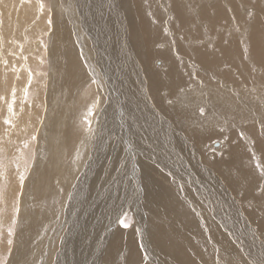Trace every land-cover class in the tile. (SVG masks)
Returning <instances> with one entry per match:
<instances>
[{"label":"bare ground","instance_id":"6f19581e","mask_svg":"<svg viewBox=\"0 0 264 264\" xmlns=\"http://www.w3.org/2000/svg\"><path fill=\"white\" fill-rule=\"evenodd\" d=\"M51 1L50 11L39 10V13L34 9L36 11L35 15L42 12L40 16H45V20L48 17V21H51V23L44 26L45 22L43 24V21H40L41 24L36 25L35 31L32 27L26 35H23V38H28L29 34L33 36L35 33H45L48 29L49 31L52 30L48 39V42H50L48 48L45 47L50 59L48 92L51 94H48L50 104L43 123L42 119L46 109L42 95L35 99V102L40 105L31 109L35 110L37 115L32 117L26 114L27 116L23 117L24 120H21L23 125H27L29 131L31 126L35 127L34 135L37 138V146H40L38 151L41 155L38 153L36 155L37 161H35V169H32L31 175L32 182L25 184L26 193L31 194V199L28 202L29 195H24L22 203L18 207L20 220L16 234L19 249H15L16 252L14 250L11 262L9 261L10 264L24 263L27 258L23 259L26 249L32 243L34 235L43 226L42 218L47 216L48 219L55 220L57 217L59 219L64 215L61 210L64 211L65 206L61 204L65 195L62 196V192L57 191L55 182L62 184L63 181L65 182L70 178V175L64 174L66 173L64 168L71 157L78 160L73 161L72 159L70 166L79 161L81 150L77 149V144L81 138L85 139L89 133H84V129L88 126L84 121L85 118L92 117L90 115L94 110L95 101L99 99L100 107L98 111L96 110L97 115L90 120L94 122V119H96L94 125L100 123V120L104 118L102 114L104 112L108 113L112 110V112L120 113L121 109L119 107H114L116 109L110 108V110H108V106L104 107L105 101H107L105 100L107 96L105 89L109 88L113 90V93L115 91L118 93L117 89L121 86L120 82L123 84L121 72L127 69L130 61L133 64L131 67L135 68L137 72H142L141 78L137 75L136 77L140 79L139 87L143 91L145 90L146 94L148 93L151 102L156 107L155 109L159 112L155 115V118L167 120L171 123V126L173 125V135L176 136L174 142L176 144L170 146L168 153L174 159L189 156L192 166L191 169H185L189 173L187 175L190 176V180H187L190 183L189 186L193 187V184L198 182L200 185L198 194L200 195L201 192L204 197L205 195H208V197L213 195L214 202L217 200L219 204H213L208 198V202L206 201L208 204H204L209 210L205 206H196L195 197L192 196V193H188L186 181L181 178L176 181V177L173 175L174 172H171L170 167L165 168L163 174L150 162L153 154H144L145 162L148 158L146 164L151 168L149 175L143 174L147 183L151 185L148 192L142 189L143 196L148 201V204H144V206L150 205L154 219H151V225H146L143 242L140 240V234L130 227L127 219L123 220L127 225L126 227L120 224L117 229L109 233V238L107 236V238H101L102 241L98 240L97 233L102 229L101 226L99 229L97 228L98 221L87 220L86 225L84 223L85 230L89 232L97 231L90 240L93 246L92 252L87 254L85 248L81 250V244H76L78 240L82 242V238L74 241L71 245H66L63 242L62 251L59 255L62 258L60 261L66 260L65 264H259L261 259L259 258L260 250L257 249V244H260L261 236H264V195H262V192H264V139L261 138L264 134L260 135L259 132L258 135L257 132L259 127L262 125L264 127V108H262V106L264 107V99H261L264 95V89L261 88L264 68L260 66V61L264 59V12L260 11L261 8H264L262 0H209L201 4L200 7H197L196 0H161V2L160 0H119L117 7L121 8V15L124 16L121 19L123 22L121 32L125 36L121 38L123 41L120 40L117 49L113 47L112 40L114 27H106L108 16L105 17L107 18L106 22L101 23L99 26L101 27L100 30L103 27L104 31L102 30V32L106 35L97 34L93 31L90 22L88 24L85 20V23L81 24L79 22L80 18H73L76 13L73 9H69L71 8V0H67V3L64 2L65 4L63 3L60 7L57 0ZM77 1L79 3L77 7L81 9V3L85 1ZM106 1L107 6L113 7L116 5V1L105 0V3ZM160 3L164 9L169 10L168 14H165V11L163 13V8L161 10H158L159 6L156 8L157 4ZM5 5L2 7H5ZM101 5L102 3L96 7L99 8ZM38 6L37 8H39ZM93 7L94 5L91 9ZM88 9L89 12L88 14L86 12L85 16L90 17L92 10L90 7ZM25 13H28L26 19L32 21L29 17L30 11H25ZM113 13L115 14V12ZM170 14L172 20L168 19ZM19 16L21 17L18 22L19 27L30 22L26 21L20 13ZM232 19L236 22V26L241 25L243 30L241 36L248 37L247 51L248 55L251 56L249 57L251 61L244 60L242 45L237 39L234 38L229 45L224 40V30L233 28L232 22L234 21ZM170 20L169 27H173V31L179 32L176 33L177 38L173 39V45L169 44L170 35L164 30V26L167 27ZM175 22L177 27H174ZM195 24H197V27H195ZM95 25H98V23L96 22ZM10 27H12L11 22ZM218 27L222 29L217 32L216 28ZM19 31L14 35L18 36ZM228 33L231 34V30H228ZM115 34L117 36V32ZM10 35L8 29H3L0 34L5 40V45H2V48H4V50L2 49L3 53L0 54V76L1 73H7L6 84L10 86V88L6 87V90L4 89L2 96L6 97L9 103L12 98L15 99L14 103L12 101L13 112L11 116H19V113L22 116L24 110L19 107L22 105L24 92H20L21 87L17 85L19 88L14 91L15 95L13 96V90L11 89L16 75L15 69L21 66V62L19 59H14L16 58L14 57L15 50L10 52L8 50L6 41L12 40L9 37ZM103 36L107 41L111 40L110 44L107 43V47L103 44ZM91 37L93 38L92 41L96 42L98 49L104 53L112 54L109 57L118 60L121 59L119 54L123 53V56H120L123 60L124 58L128 60V64H125L124 69L116 75L115 81L113 79L112 82L109 76L108 79L111 80V83H101V87L96 86L93 82L92 79L96 80L99 75L94 72L95 68L90 64L91 60L88 61L90 52L86 47V43L91 40ZM213 43L216 44V48H212L215 45ZM12 46L14 47L13 42H11ZM243 47L245 50V46ZM35 50H33V53H35ZM39 52H42V55ZM37 53L39 54L35 56L38 57L46 55L42 49ZM158 59L162 61L163 67H156L155 64ZM16 61L17 63L13 64ZM41 63L42 60L40 63L37 61L31 62L33 64L32 76L34 79L31 82L32 89L41 83L40 79H35ZM97 63L99 62L97 61ZM99 65L102 64L99 63ZM119 66H122V63ZM253 69L256 71H253ZM42 72L45 74L44 71ZM23 76L25 77L26 74ZM133 82L139 84V80L136 81V78ZM125 86H121V88ZM253 86L254 88H260V90L254 89ZM28 89L31 90L30 87ZM125 90H128V88ZM36 91L44 93L41 84L38 85ZM102 92L103 97H101ZM109 93L111 94V92ZM177 95L183 97L186 103H176ZM169 101L173 102L170 103ZM247 104L254 106L250 112H246L244 108V106H248ZM137 105L140 106V104ZM200 107L204 108L203 116L199 114L198 109ZM215 109L226 114L222 116ZM28 110L29 107L26 111ZM1 111L0 124H5L4 120L7 119V114ZM130 113L132 114V110ZM218 114L219 117H217ZM21 116L19 117L22 118ZM129 120L134 121L135 128L140 129L141 118H137L132 114L129 116ZM126 125V122H122L125 135L129 136L130 132L133 135V130H130L127 134ZM16 126H14L15 129ZM7 127L5 132L0 126L1 133L11 134L12 129L8 130ZM229 127L233 131L224 134L230 130H228ZM233 128L239 129L238 132ZM24 130L22 126V131ZM111 132L108 133V136ZM20 133L14 132L11 135L14 137L18 134V137H21L22 134ZM11 135L10 137H12ZM215 137L222 139L223 143H220L222 150L219 151V155H212L206 149L214 142ZM81 144V147H83L84 144ZM127 144H129L128 140ZM14 145L12 144L11 147ZM123 153L125 152L123 151ZM11 154H13V151ZM154 155L157 159H160L157 156L158 154ZM121 156L119 154V157ZM96 163L97 161L94 158V164L96 165ZM87 179L89 180V178ZM101 179H104L102 180L103 184L107 183L104 177H101ZM158 181L161 183H158ZM224 190H228L229 194ZM126 201L127 199H125ZM201 203L203 202L201 201ZM210 204L213 205L212 209ZM72 208L74 207L68 209L69 218L71 217L70 213H73ZM65 213L67 215L68 211ZM7 221L4 222L3 219L4 223L0 225L2 232L4 226L9 227L6 225ZM72 227L71 225L68 234L71 233ZM252 228L255 230L252 231ZM5 230L4 232H6ZM147 231L149 234L146 238ZM146 242H148L150 249L146 246ZM33 249H31V252Z\"/></svg>","mask_w":264,"mask_h":264},{"label":"rangeland","instance_id":"374dc122","mask_svg":"<svg viewBox=\"0 0 264 264\" xmlns=\"http://www.w3.org/2000/svg\"><path fill=\"white\" fill-rule=\"evenodd\" d=\"M3 1L6 2V5H5V2L3 3ZM83 1H85V2L81 3V9H80V7L78 9V7H77L79 5L78 1L77 0H71V6H70L71 8H69V7L68 8L73 9L75 11L76 17L74 16L73 18H76V19L80 18L79 22L81 24L85 23V20H87L88 24H89V22L91 23V25L93 27V31L97 32V34H100V33L103 34V32H102L103 27L100 30L101 27H99V26L101 23L106 22L105 20H107V18H105V17L108 16L109 17L107 20L108 25L106 27H108V26L114 27L113 28L114 31L112 33V40H113V47L117 49L120 40L123 41L121 38H123V36H125V34L123 32H121V28L123 26V22L121 21V19H123L124 16L121 15L122 14L121 8L117 7V5H119V2H118L119 0H112L113 2L116 1L115 2L116 5L113 7L107 6V1L105 3V0H95V1L94 0H83ZM100 1H102V2H100ZM196 1H197V7L198 6L200 7L201 4L206 3L209 0H196ZM39 2H40V0H0V11H1V13H0V34H1L3 29L9 30V32L11 34L9 37L12 40L6 41V45L8 47L9 52L11 50H15L17 52V53L15 52V54H14V57H16L14 59H19L21 62L20 67H18L17 69L14 68L16 75H15L14 83H13L11 89L16 91L19 88L17 85H20V87H21L20 92L23 91L24 93H23L22 105L20 104L21 107H19V108H23L24 113L26 112L25 114L23 113V115L21 116L19 111H17L19 113V116H21L22 118H20L19 116H11L13 110L9 111L8 105L9 104L12 105L13 104L12 101L15 99L12 98L11 99L12 101H10V103H9V100H7L6 97L2 96L4 94L3 93L4 89L6 90V87L10 88V86H7L6 79H5V78H7L8 74L7 73H5V74L1 73L2 77L0 76V79H1L0 80L1 81L0 82V93H1L0 94V109L2 111L1 110L0 111L2 113L5 112V114H7V119L11 120L12 124H6L5 125V124L1 123L0 126L2 127V129H4L5 132H6V127L8 126L7 127L8 130L12 129L10 131L11 134H14V132H21L20 134H22L21 137H18V134L13 137V135H11V134L6 135L5 133H1V130H0V196H3V200L0 201V225H1V223H4L5 221L8 220L6 222L7 223L6 225L9 226L10 224H12V227L14 228V234L12 236L8 235V227L4 226L3 232L0 230V235H1L0 236V263L1 264H10L14 250L19 249V243L17 242V234H16L17 230H18V223L20 220V213H19L18 207L22 203V197L24 195H29L26 193L27 190L25 189V184L32 182V176L31 175H32V169H35V164H36L35 161H37L36 155H37V153L39 155H41L38 151L40 146H37L38 145L37 138L34 135L35 127L31 126V130L29 131L27 129V125L26 126L23 125V122H21V120H24L23 117L27 116V115L28 116L31 115L32 117L37 115L36 111L31 110V109L34 106L40 105L39 103L35 102V99H37L40 95H42L44 98V106L46 109L44 111V117L42 119V123H43V120L45 119V113L47 112L49 104H50L49 97H48V94H51L50 92H48V83L50 82V80H49V78H50L49 77L50 76V59H49V54H47V50L45 49V47L48 48V44L50 43V42H48L49 41L48 39L50 37V32H52V30L49 31V29H48V30H46L45 33L44 32L38 33V34L35 33V34H33V36L29 34L28 38H25V37L23 38V35L24 34L26 35L28 33L29 29H31L32 27H33V30L35 31L36 25L38 26L41 24V23H39L40 21L41 22L43 21L42 22L43 24L45 22L44 26L49 24L48 23L49 18L47 17V20H45V18H44L45 16H40L42 14V12H41V14H39L40 11H39V8H37V6L39 5ZM51 2H52L51 0H42L43 8H44L43 10L50 11L49 9H50ZM64 2L67 3V0L66 1L65 0H57L59 7ZM160 2H161V0H160ZM262 2H263V6H264V0H262ZM85 3H86V6H85ZM101 3H102V5L99 8H97L96 6L98 4H101ZM4 5H5V7H2ZM93 5H94L93 9H91V7ZM89 7L92 10V14L90 15V17L85 16L86 12H87V14L89 12V9H88ZM157 7H158V10H161L163 8V5L160 3L159 5L157 4L156 8ZM34 9L36 11H38L39 13H36V15H35L34 13L36 11H34ZM76 10H77V12H76ZM162 10H163V13L165 11V14H168L169 10L164 9V8ZM25 11H30L29 17L32 21L26 19V17H27L26 15L28 13H25ZM113 12H115V14ZM19 13L21 14V16H23V18L26 19V21H30L29 23L27 22V25L23 24L20 27L18 26V22L20 21V18H21L19 16ZM44 14L46 15L47 13H44ZM95 14H96V16H94ZM34 15H35V17H34ZM72 16H73V14H72ZM82 16H84L85 18L83 17V19H82ZM166 19H167V17L165 18V21H166ZM168 19L172 20L171 14H170V18H168ZM171 20H170L167 27L164 26V30H165V32H168L170 35L169 44L173 45L172 44L174 42L173 39L175 40L177 38L176 33H179V32L173 31V27L172 28L169 27ZM232 21H234V20L232 19ZM10 22H11L12 27H10ZM96 22L98 23V25H95ZM118 22L119 23L121 22V23L119 24ZM232 23H233L232 29H225L224 30V32H225L224 40H226L225 41L226 44L229 45L230 42H232L234 38L237 39L238 42L242 45V53H243L244 60L245 61L250 60L249 57H251V56L248 55V51H247L248 37L245 38L244 36H241L243 30H242V27L240 24H238L236 26L235 21ZM126 26L128 27L127 23H126ZM174 27H177L176 22H175ZM195 27H197V24H195ZM216 29L218 32V31H221L222 28L218 27ZM228 30H231L232 33L229 34ZM234 30H236V31H234ZM18 31H19V35H18L19 37L15 36L16 35L15 33ZM20 32H21V34H20ZM116 32H117V36L115 34ZM46 34H48V35L45 36ZM228 34H229V36L227 37ZM103 35H106V34L104 33ZM84 36H85V34H84ZM92 37L94 38V36H92ZM92 37L90 38L91 40H89V42L86 43V47H87L88 51L90 52V55L88 57V61L91 60L90 64L92 66H94V68H95L94 72H96V74L99 75V77L96 78V80H94V79H92V80L96 86L101 87V85H100L101 83H105V82L111 83V80L108 79L109 76L111 77L110 79H112V82H113V79L115 81V79L117 78L116 75L124 69V65L128 64V60L126 58H124V60H123V58H122L123 53L119 54V57L121 59H118V60H117V58L113 59L112 57H109V55L111 53L107 54V53H104L103 51H101L100 49H98V47L96 46V42L92 41V39H93ZM104 37L105 36H103V40H104L103 44L105 47H107L108 44L111 43V40L107 41L106 38H104ZM0 39H2V40H0L2 42V43L0 42V54H1V53H3V50H4V48H2V45H5L4 44L5 40L2 37ZM107 39H108V36H107ZM242 41H244V43H242ZM11 42L14 43V47L13 46L11 47ZM213 44H215V43H213ZM243 46H245V48H246L245 50H244ZM40 48L46 54L43 57L42 56H39V57L35 56L36 54H39V53H41V55H42V52L37 53L38 51L41 50ZM212 48H216V44L213 45ZM33 50H35V53H33ZM99 50H100V52H99ZM31 53H33L32 56H30ZM120 55H122V56H120ZM102 56H104V57H102ZM108 58H109V60H108ZM40 59L42 60V63L39 66L40 69L37 71V77L35 79H37V80L40 79V82H41L40 84L44 88V93H38V91H40V90L36 91L38 85H40V84H37L36 87L34 86L36 89L34 87H33V89L31 88V82L33 79V76H32L33 64H31V62L34 63L37 61L38 63H40L41 62ZM97 61L102 65H99V63H97ZM16 63H17V61L13 64H16ZM121 63H122V66H119ZM129 64L130 65H128L127 69L121 72L122 77H123V80H122L123 84H121V82H120V85L121 86L126 85V86L122 87V88L120 86V88L117 89L118 93H116V91H115V93H113V90H110L109 88L105 89L106 90L105 93L107 95L105 100H107V101H105L104 107L108 106V110H110V108H114V107L118 108L119 107L121 109L120 113H116L115 111L112 112V110L109 111L108 113L104 112V113H102L104 118H102V120H100V123H96L94 125V123L96 122L95 121L96 119H94V122H91L90 120H92L93 117H95V115H97V111L100 107L99 101H98L99 99L96 100V98H95V100L97 101V102L95 101V106H97V107L94 106V110L92 111V113L90 115L92 117L87 119L89 122H91L90 123L91 124V131L88 130L87 125H86L87 127L84 129V131H85L84 133L87 134L89 132L90 134L89 133L87 135L85 134L86 135L85 139L81 138L79 143L77 144L78 145L77 149L79 148V151L81 150L80 151L81 155H80L79 161H78V163L76 162V164H73L72 166H70L72 159H73V161L78 160V159H74L73 157H71L67 161V165L65 166L66 169L64 168V171L66 170V173H64V174L70 175L69 176L70 178L65 180V182L64 181L62 182L63 186L61 183L55 182L56 183L55 187H56L57 191L59 190L60 192H62L61 193L62 196L65 195L63 197L65 201L63 200V202L61 204V205L65 206L64 211L61 210V212L64 213L65 216L62 215V218L60 217L59 219L57 217L56 218L57 221H56V219L55 220L48 219L49 217H47V216L42 218L43 226L41 227L40 231L34 235V238L32 239V243L28 246L30 248V250H29V248L26 249L27 252L25 251L23 259H25L26 257L27 258H26V260H24L23 264H45V259H46V264H58L59 262L61 264H65L66 260L63 259L62 261H60L62 258L59 256L61 254L60 252L62 251L61 249H62L63 242L66 245H71L72 243H74V241L81 239V238L83 239V241L80 242L78 240L76 242V244H81V250L83 248H85V250L87 251V254H90L93 250V246L91 245L90 240L97 233V231L89 232V231L85 230V228H86L85 225H86L87 220L98 221V223L96 224V226L98 225L97 228L99 229L100 226L102 228L101 230H99V233H97L98 234V240L102 241L101 238H104V237L109 238V233L111 231L113 232V230H115L119 227L120 223L118 222V220L127 219L130 227H132L135 230V232H138L140 234L139 235L140 240H141V242H143V240L145 238L143 235H145L146 225H151V222H152L151 219H154L152 217V209H150V205L144 206V204H148V201L145 200V196H143L144 192L142 189H144L146 192H148V190L151 189V185H149L147 183L146 177L144 176V175H149V171H151L150 166H148L146 164V162H148V158H146V162H145L144 154H148V153L153 154V157H152L153 160L151 159L150 162L152 164H154L160 171H162L163 174L165 172V168L170 167L171 172H174L173 175L176 177L175 178L176 181L178 180V178L185 180L186 183L188 184V187H187L188 193H192V196L195 197L196 206L199 205V206H205L206 207L205 204H208L207 203L208 198L211 200V202L213 204H217V203L219 204V202H217V200H215V202H214V197H212L213 195H211L210 197H208V195H205V197H204L201 194V192H200V195L198 194V191H200V189H199L200 185L198 182L194 183L193 187L189 186L190 183L187 180H190V176L187 175L189 173H187V170H185V169H187V168L191 169V166H192L191 165V158L189 156H181L180 158L174 159L173 156L170 153H168L170 146L171 145L174 146L176 144V142H174L176 136L173 135L174 134L173 125L171 126V123L167 122V120L164 121V120H159V118H155V115H157V113H159L158 110L155 109L156 107L151 102V100L148 96V93L146 94V91L145 90L143 91V89H141V87H139L140 79H138L137 77L139 76V78H141L142 72L141 71L137 72L135 70V68L131 67L133 65L131 61L129 62ZM155 65H156V67H158V66L161 67L162 61L160 59H158L156 61ZM117 68H118V70H116ZM42 71H44L45 74H43ZM105 72H106V74H105ZM24 74H26L25 77L23 76ZM136 75H137V77H136ZM29 76H30V80H29ZM90 78H91V76H90ZM135 78H136V81L139 80L138 85H137V82L136 83L133 82V81H135ZM131 83H133L132 86H131ZM130 86H131V88H130ZM29 87L31 90L28 89ZM135 87H136V89H135ZM124 88L125 89L128 88L129 91L125 90ZM253 88H254V86H253ZM254 89L260 90V88H256V87ZM256 90H255V92H256ZM30 92H31V95H30ZM32 92H34V93H32ZM109 92H111V94ZM35 93H36V95H35ZM123 93H125V94H123ZM124 95H127L128 97L127 96L125 97ZM103 96H104V94L102 92L101 97H103ZM259 97H260V95H259ZM7 103H9V104H7ZM137 104H140V106ZM146 104H148V105H146ZM25 105H26V107H25ZM113 105H116V106H113ZM247 105L248 106H244V108H245L246 112H250L251 109L254 108V106L249 105V104H247ZM137 106H139V107H137ZM151 106H153L154 108ZM27 107H29L28 111H26ZM116 108H114V109H116ZM258 108H259V106H258ZM262 108H264V107L262 106ZM262 108H261V110H262ZM131 110H132L133 115H135L137 118L142 119L141 123L139 125L140 129L135 128L136 124L134 123V121L129 120V116L132 115L130 113ZM216 111H218V110H216ZM219 114H222V116H223L226 113L225 112H222V113L219 112ZM219 114L217 115V117L220 116ZM124 119H126L127 121ZM17 120H19V121L16 122ZM122 122H126V124H127L126 125V128L128 129L127 134H129L130 130H133V132H134L133 135L131 132H130L131 135L129 134V136L125 135V132H124L125 128L122 127ZM152 122H153V124H152ZM158 123H159V125H158ZM11 125H13V126H11ZM15 125H17L16 129L14 127ZM22 126L25 129L24 131H22ZM261 127H262V129H260ZM261 127H259V131H257L258 135H259V132H260V135L264 134L263 133L264 132L263 125ZM229 129H230V127L228 128V130ZM13 130H15V131H13ZM234 130L238 132L239 129L235 128ZM110 131H112V132L108 136V133ZM232 131L233 130L230 129L228 132H225L224 134L231 133ZM114 132H116L117 134ZM104 133H105V135H104ZM10 135L12 137H10ZM165 135H167L168 138L165 139V137H167ZM33 136H35V139H32ZM263 136L264 135L261 136L262 139H264ZM171 137H172V139H171ZM18 138H20V139H18ZM89 138L92 140V142ZM214 139H215L214 142L210 146L206 147V149H208L212 155H216L219 153V151L221 152V150H222V145L220 144V143H222V139L217 138V137H215ZM114 140H115L116 145L114 144ZM127 140L129 141V144H127ZM16 142H17V145H16ZM86 142H87V144H86ZM170 142H172V143H170ZM3 143H4V145H3ZM14 143H15V145H14ZM81 143H83L85 146L83 145V147H81V145H82ZM167 143L169 144V146ZM12 144L14 146L11 147ZM19 144H21V145H19ZM121 144H122V146H120ZM25 145H27V146H25ZM118 145H119V147H118ZM5 146H6V148H5ZM80 147H81V149H80ZM13 148H15V149H13ZM24 149L27 151H25ZM6 150H7V152H6ZM12 151H13V154H11ZM72 151H74V150H72ZM121 151L122 152L124 151L125 153L122 154ZM119 154H120V156L121 155L122 156L119 157ZM154 154H158L157 156H159L160 159H157ZM2 156H3V158H2ZM118 157L121 159L119 160ZM94 158L97 161L96 165L94 164ZM157 162H159V163H157ZM68 165H69V167H67ZM159 166H161V167H159ZM178 166L181 169H177V168H179ZM174 169H175V171H174ZM21 175H23V177H24L22 182L20 180ZM93 177H94L96 182L95 181L93 182ZM101 177L105 178V180L107 181L106 184L102 183V180H104V179H101ZM86 178H89V180L87 179L88 180L87 181ZM194 182H195V179H194ZM158 183H161V182L158 181ZM100 186L101 187L103 186V187L101 188ZM195 186L198 187L199 190L196 189ZM214 188H215V190L217 189L216 187H214ZM190 190L193 192H191ZM216 191H218V190H216ZM224 191L227 194H229L228 190H224ZM122 192H123V194H122ZM124 198L127 199L126 202H125ZM30 199H31V194L29 195L28 202L30 201ZM201 201L203 203H201ZM191 205H195V204H191ZM13 206L16 209H18V211L13 212ZM210 206H211L210 208L212 209L213 205L210 204ZM69 207H74V208H72L73 213H70V215H71L70 218L68 217ZM206 208L208 209V207H206ZM81 210H83V211H81ZM204 210H206V209H204ZM67 211H68V213L66 215L65 212H67ZM138 211H139V213H138ZM76 212H77V214H76ZM58 215H60V214H58ZM140 215L143 217L141 218ZM13 217L15 219L14 224L12 223ZM3 219H4V222H3ZM83 219H84V221H83ZM71 221H73V222H71ZM116 222H117V224H116ZM84 223H85V225H84ZM71 225L73 227L71 228V233L68 234ZM247 226H248V224H247ZM5 228H6V230H5ZM4 230L6 232H4ZM253 230H255V229L252 228V231ZM147 234H149L148 231L146 232V238H147ZM261 237H262V240H260V244H257L258 245L257 249L260 250L259 258L262 260V259H264V236H261ZM8 240H12L14 242L11 245H9L7 243ZM96 240H97V238H96ZM45 241H46V243H45ZM52 241H53V243H52ZM51 246H53L55 248L53 249V247H51ZM146 246H148V248L150 249L148 242H146ZM32 248H34V249L31 252ZM49 249H51V250H49ZM16 250H15V252H16ZM73 250H74V247H73ZM37 255H39V256H37ZM65 255H66V253H65Z\"/></svg>","mask_w":264,"mask_h":264},{"label":"snow or ice","instance_id":"6c2138e0","mask_svg":"<svg viewBox=\"0 0 264 264\" xmlns=\"http://www.w3.org/2000/svg\"><path fill=\"white\" fill-rule=\"evenodd\" d=\"M39 10H40V11H43V3H42V0H40V2H39ZM49 10H51V9H49ZM260 11L264 12V8H261ZM50 23H51V21H49V24H50ZM260 66H261V68H264V59H262V60L260 61ZM253 71H256V70L253 69ZM29 80H30V76H29ZM261 88L264 89V78H262ZM14 95H15V92H14V90H13V96H14ZM261 99H264V95H262ZM169 102L172 103L173 101H169ZM175 102H176V103H181V104L186 103L185 99H184L183 97H180L179 95L176 96V101H175ZM13 103H14V100H13ZM8 110H9V111H12V105H11V104L8 105ZM198 111H199L200 116H203V115H204V108H203V107H200V108L198 109ZM4 123H5V124H11L12 122H11V120H9V119H5V120H4ZM85 123L88 125V130L91 131V124H90V122L87 120V118H85ZM32 139H35V136H33ZM25 146H27V145H25ZM23 179H24V177H23V175H21V177H20L21 182L23 181ZM262 195H264V192H262ZM2 200H3V196H0V201H2ZM16 211H18V209H16V208L13 206V212H16ZM118 222H119L121 225L125 226V227L127 226L126 223H125V221H123V220H118ZM12 223H13V224L15 223V219H14V217H13ZM13 234H14V228L12 227V224H10L9 227H8V235H9V236H12ZM7 243H8L9 245H11V244L13 243V241H12V240H8ZM259 264H264V260H261V261L259 262Z\"/></svg>","mask_w":264,"mask_h":264}]
</instances>
